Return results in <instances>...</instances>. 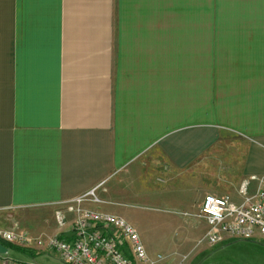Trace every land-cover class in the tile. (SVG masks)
<instances>
[{"label":"crops","instance_id":"obj_1","mask_svg":"<svg viewBox=\"0 0 264 264\" xmlns=\"http://www.w3.org/2000/svg\"><path fill=\"white\" fill-rule=\"evenodd\" d=\"M262 177L264 0H0V219L49 209L70 241L73 206L161 264H257L200 208Z\"/></svg>","mask_w":264,"mask_h":264},{"label":"built area","instance_id":"obj_2","mask_svg":"<svg viewBox=\"0 0 264 264\" xmlns=\"http://www.w3.org/2000/svg\"><path fill=\"white\" fill-rule=\"evenodd\" d=\"M256 181L258 187L253 194L248 193V183L241 186L240 203L214 195L204 198L200 208V216L207 225L203 243L216 247L226 240H264V177ZM88 196L89 194L76 199L74 204L78 206ZM67 210L78 213L70 230L72 240L51 237L43 241L40 238L27 239L15 232L0 231V245L32 243L46 246L57 253L63 264H161L163 258L159 255L149 257L137 231L122 218L100 212L75 210L73 206ZM55 219L59 227L65 225V217L61 212H56ZM112 231L117 236L112 235ZM0 264L37 263H21L7 257V254H0Z\"/></svg>","mask_w":264,"mask_h":264},{"label":"rangeland","instance_id":"obj_3","mask_svg":"<svg viewBox=\"0 0 264 264\" xmlns=\"http://www.w3.org/2000/svg\"><path fill=\"white\" fill-rule=\"evenodd\" d=\"M17 215V216H16ZM52 220V211L49 209L40 210V211H28V212H20V214H15L13 217L11 216H5L0 219V231H10L15 232L19 235H24L27 239H42L45 241L47 238L54 237L51 233V226L48 224H51ZM20 248H25L32 250V248H36L41 254L34 256L35 261L38 264H63L59 258L57 253L54 251H49L44 248V246H36L31 244H20L17 245ZM204 248V247H202ZM201 248V249H202ZM235 250V249H233ZM233 250H230L231 253L227 252V254H230L233 256L234 252ZM247 250V251H246ZM246 254L249 255V260H254L257 264H264V248H254V249H246ZM241 251V250H240ZM257 252L260 253V258L256 259ZM241 252L237 251V254L239 255ZM21 253L19 251H15L12 249L8 250L7 257L14 259L18 262H24L28 259V254ZM240 256V255H239ZM222 263V262H221ZM209 264H220L217 263V260L214 259L213 262H210Z\"/></svg>","mask_w":264,"mask_h":264},{"label":"trees","instance_id":"obj_4","mask_svg":"<svg viewBox=\"0 0 264 264\" xmlns=\"http://www.w3.org/2000/svg\"><path fill=\"white\" fill-rule=\"evenodd\" d=\"M4 246L7 248V249H12V250H15V251H19L21 253H33L31 250L29 249H25V248H20V247H17V246H13V245H10V244H4Z\"/></svg>","mask_w":264,"mask_h":264},{"label":"water","instance_id":"obj_5","mask_svg":"<svg viewBox=\"0 0 264 264\" xmlns=\"http://www.w3.org/2000/svg\"><path fill=\"white\" fill-rule=\"evenodd\" d=\"M8 253V249L3 245H0V254L4 255Z\"/></svg>","mask_w":264,"mask_h":264}]
</instances>
